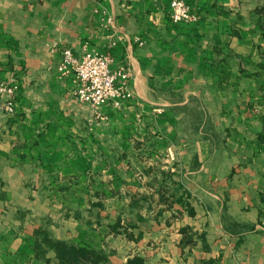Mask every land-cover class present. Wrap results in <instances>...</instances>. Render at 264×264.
Listing matches in <instances>:
<instances>
[{
    "label": "crops",
    "instance_id": "1",
    "mask_svg": "<svg viewBox=\"0 0 264 264\" xmlns=\"http://www.w3.org/2000/svg\"><path fill=\"white\" fill-rule=\"evenodd\" d=\"M170 1L0 0V264H58L57 241L264 264V0H186L179 23ZM67 48L108 53L132 96L79 100ZM164 239L180 262L152 259Z\"/></svg>",
    "mask_w": 264,
    "mask_h": 264
},
{
    "label": "built area",
    "instance_id": "2",
    "mask_svg": "<svg viewBox=\"0 0 264 264\" xmlns=\"http://www.w3.org/2000/svg\"><path fill=\"white\" fill-rule=\"evenodd\" d=\"M170 17L174 23L195 19L191 5L186 0L170 1ZM142 43V41H140ZM113 58L105 52L86 50L81 58L74 55L70 48L63 52L58 66L61 75L73 73L76 86L73 89L76 97L91 104L97 113L109 102L119 105L122 100L132 96L129 89L130 70L124 66L114 68ZM16 86L9 87L0 83V105L6 91L15 92ZM16 102L13 98L4 103L7 111H13Z\"/></svg>",
    "mask_w": 264,
    "mask_h": 264
},
{
    "label": "trees",
    "instance_id": "3",
    "mask_svg": "<svg viewBox=\"0 0 264 264\" xmlns=\"http://www.w3.org/2000/svg\"><path fill=\"white\" fill-rule=\"evenodd\" d=\"M59 258L58 264H102L108 260L103 251L86 248L71 244L66 241L53 243ZM145 259L141 256H134L127 261V264H143Z\"/></svg>",
    "mask_w": 264,
    "mask_h": 264
},
{
    "label": "rangeland",
    "instance_id": "4",
    "mask_svg": "<svg viewBox=\"0 0 264 264\" xmlns=\"http://www.w3.org/2000/svg\"><path fill=\"white\" fill-rule=\"evenodd\" d=\"M177 238V237H176ZM175 238V240H177ZM192 238V237H190ZM190 238H187L186 239V244H188V242L190 241ZM167 239H164V241L162 240H159V244H158V256L156 255V252L155 254L153 255L152 259L156 262H173V260H171V258H174L175 262L179 261L178 259H176V257L172 254V251L170 249H172V247L175 245L176 243V246H178L179 248H182L183 250V240L181 239L179 243H177L176 241H172L171 243H169V245L171 247H168L167 243H166ZM145 243V242H144ZM147 245H150V243H147ZM185 245V244H184ZM139 246V245H138ZM138 246H135L134 248L135 249H138ZM168 252H170V254H168ZM105 255L109 256V255H112V252H108L106 253L104 251ZM151 259V257L148 259V262L149 260ZM180 262V261H179Z\"/></svg>",
    "mask_w": 264,
    "mask_h": 264
}]
</instances>
